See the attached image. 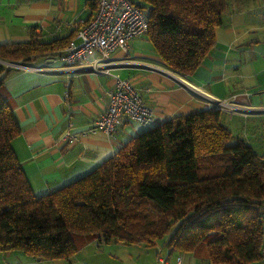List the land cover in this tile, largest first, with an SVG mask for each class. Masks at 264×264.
Returning a JSON list of instances; mask_svg holds the SVG:
<instances>
[{"label":"trees","instance_id":"obj_1","mask_svg":"<svg viewBox=\"0 0 264 264\" xmlns=\"http://www.w3.org/2000/svg\"><path fill=\"white\" fill-rule=\"evenodd\" d=\"M133 1L164 64L190 74L215 45L230 0ZM73 37L40 40L33 29L26 41L0 43V60L29 64L61 53ZM15 70L0 62V251L68 258L98 238L204 247L209 264L263 257L264 154L232 133L221 109L153 123L84 175L36 195L12 146L21 129L4 82Z\"/></svg>","mask_w":264,"mask_h":264},{"label":"crops","instance_id":"obj_2","mask_svg":"<svg viewBox=\"0 0 264 264\" xmlns=\"http://www.w3.org/2000/svg\"><path fill=\"white\" fill-rule=\"evenodd\" d=\"M93 2L0 0V43L26 41L33 29L40 40L68 35L78 19L94 14ZM222 18L214 29L215 45L190 74L168 68L146 35L131 39L126 50L111 53L110 58L120 64L111 67L109 74L68 68L60 59L64 49L12 71L4 84L21 129L12 146L34 193L50 192L84 175L146 128L130 120L113 135L93 129L106 109V92L113 87L115 75L140 91L152 109L154 125L214 108L213 99L264 107V0H230ZM35 67L62 70L37 71ZM221 110L223 123L232 133L264 154V110ZM178 256L180 264H209L204 247L180 252L157 243L148 246L98 238L81 243L68 258L0 251V264H156L159 257L176 264ZM248 264H264V255Z\"/></svg>","mask_w":264,"mask_h":264},{"label":"built area","instance_id":"obj_3","mask_svg":"<svg viewBox=\"0 0 264 264\" xmlns=\"http://www.w3.org/2000/svg\"><path fill=\"white\" fill-rule=\"evenodd\" d=\"M94 14L74 23V37L64 48L60 59L70 69L91 70L95 73H108L111 67L120 64L110 58L117 49H127L133 38L146 35L148 29L145 9L133 0H94ZM94 53L98 55L93 56ZM28 66L18 63L16 68ZM37 71H61L60 68L35 67ZM115 82L106 92V109L94 122L93 129L113 135L117 127L125 121H136L144 127L154 123L152 109L145 105L140 91L128 80L115 75ZM214 108L228 111H256L264 107H242L231 104L225 99H213ZM66 137L71 136L69 133ZM181 257H177L180 264ZM156 264H169L164 257H159Z\"/></svg>","mask_w":264,"mask_h":264},{"label":"water","instance_id":"obj_4","mask_svg":"<svg viewBox=\"0 0 264 264\" xmlns=\"http://www.w3.org/2000/svg\"><path fill=\"white\" fill-rule=\"evenodd\" d=\"M0 62H2L3 64L7 65L8 67H15L16 68V65H18V62L2 61V60H0Z\"/></svg>","mask_w":264,"mask_h":264},{"label":"rangeland","instance_id":"obj_5","mask_svg":"<svg viewBox=\"0 0 264 264\" xmlns=\"http://www.w3.org/2000/svg\"><path fill=\"white\" fill-rule=\"evenodd\" d=\"M222 111V110H221ZM233 131H235L234 129H233ZM235 135V134H234ZM234 139H232V141H233ZM166 238V237H165Z\"/></svg>","mask_w":264,"mask_h":264}]
</instances>
